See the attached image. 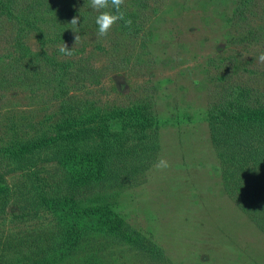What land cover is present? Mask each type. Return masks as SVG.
<instances>
[{"label": "rangeland", "instance_id": "1", "mask_svg": "<svg viewBox=\"0 0 264 264\" xmlns=\"http://www.w3.org/2000/svg\"><path fill=\"white\" fill-rule=\"evenodd\" d=\"M125 1L136 2L137 8L146 4L140 23L144 32L138 38L120 36L114 26L107 37L98 38L97 24L91 34L71 33L61 24L64 30L53 28L56 32L48 37V48H55L53 40L64 38L66 43L60 46L83 50L77 58L101 70V85L95 87V95L88 96L101 107L135 102L152 107L159 121L154 161L125 187L98 185L78 207L117 213L149 238L156 252H162L147 255L98 237L89 240L78 255L58 264H264V228L227 193L206 115L222 86L246 84L264 97V64L255 59L264 53V0H255L233 20L238 0ZM76 35L80 37L77 41ZM28 42L36 46L34 38ZM5 45L0 38V51ZM98 45L101 50L95 48ZM38 94L33 97L21 88L9 90L0 101V128L5 116L14 114L20 122L43 123L36 128L47 138L50 125L56 122L55 116L49 117L57 104L43 88ZM161 158L167 168L156 167ZM35 171V188L43 190L45 183L50 187L43 192L52 195L63 168L47 162ZM30 179L20 172L4 178L10 186L28 188ZM14 203L10 199L9 214L0 223V264H26L19 245L5 244L21 243L52 226L47 216L11 222L12 213L18 214Z\"/></svg>", "mask_w": 264, "mask_h": 264}, {"label": "trees", "instance_id": "2", "mask_svg": "<svg viewBox=\"0 0 264 264\" xmlns=\"http://www.w3.org/2000/svg\"><path fill=\"white\" fill-rule=\"evenodd\" d=\"M61 1L63 4L54 0H0V38L6 44L0 51V101L12 89L21 88L38 97L43 88L57 104L49 117L55 116L56 122L50 125L47 138L36 128L43 123L20 122L5 108L11 115L5 116L4 127L0 128V223L9 214L12 198L18 214L11 212V222L43 216L52 220L49 229L5 247L19 245L26 264H58L78 255L89 240L98 237L111 238L143 254L158 255L162 251L156 252L152 241L117 213L78 207L80 200L90 196L98 185L125 187L147 170L154 161V152L159 150V121L152 107L143 102L101 107L88 99L101 85V70L77 58L83 50L74 49L71 56L59 52V43H66L65 36L58 37L63 38L61 42L52 41L54 49L48 48V37L55 34L53 28L64 30L61 24L73 33V17L79 18L78 32L91 34L99 13L91 8L89 0ZM254 2L238 0L231 19H239ZM135 3L125 1L121 6L132 24L125 26L124 21H118L114 27L120 36L138 38L144 32L140 23L146 4L137 8ZM29 38L36 41L34 48ZM95 48L102 49L100 45ZM206 115L209 139L227 193L264 228L263 94L246 84L222 86ZM47 162L58 163L64 172L52 195L43 192L50 187L45 183L43 190L35 188V170ZM19 172L32 177L29 188L10 186L4 180L6 175Z\"/></svg>", "mask_w": 264, "mask_h": 264}, {"label": "clouds", "instance_id": "3", "mask_svg": "<svg viewBox=\"0 0 264 264\" xmlns=\"http://www.w3.org/2000/svg\"><path fill=\"white\" fill-rule=\"evenodd\" d=\"M90 6L93 10L97 11L99 14L95 19V23L98 25V31L96 36L107 37L112 27L118 21H124L125 26H130L132 24L131 19L125 18V12L121 10V6L125 3V0H89ZM114 9L113 11H107V9ZM70 24L73 26V32L78 33V26L80 24L78 17H73L70 21ZM79 35L75 36V41L79 40ZM59 52L64 55L71 56L72 48L69 49L66 44H63L59 47ZM256 62L264 64V53H260L256 58ZM157 168H167L168 163L163 158L159 159Z\"/></svg>", "mask_w": 264, "mask_h": 264}]
</instances>
